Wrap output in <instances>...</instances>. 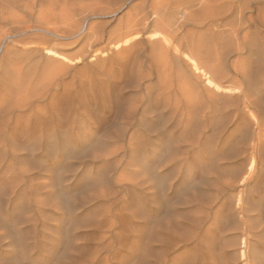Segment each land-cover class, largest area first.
I'll return each mask as SVG.
<instances>
[{
    "label": "rangeland",
    "instance_id": "rangeland-1",
    "mask_svg": "<svg viewBox=\"0 0 264 264\" xmlns=\"http://www.w3.org/2000/svg\"><path fill=\"white\" fill-rule=\"evenodd\" d=\"M245 1L0 0V264H264Z\"/></svg>",
    "mask_w": 264,
    "mask_h": 264
},
{
    "label": "bare ground",
    "instance_id": "bare-ground-1",
    "mask_svg": "<svg viewBox=\"0 0 264 264\" xmlns=\"http://www.w3.org/2000/svg\"><path fill=\"white\" fill-rule=\"evenodd\" d=\"M253 1V0H252ZM244 3H246V7H245V9H249L250 8V3H251V0H246ZM244 11V10H243ZM250 16V15H249ZM249 16H247V20L250 18ZM131 39V38H130ZM129 41V40H128ZM130 42V41H129ZM126 43V42H125ZM117 44H119V43H117ZM116 44V48H117V45ZM49 52H51V53H53L54 55H56L57 57H63L62 55H60V54H58V53H56V52H52V51H49ZM185 57L190 61V63H191V65H192V68L194 69V70H196V71H200L201 73H203L204 75L206 74L201 68H199V66H198V64H197V62L193 59V58H191L190 56H188V55H186L185 54ZM65 58V57H64ZM63 58V59H64ZM206 83H208V84H210V85H212V86H214V87H218V85L217 84H215L214 83V81H212L211 79H209V78H206ZM255 145H253L252 146V152H251V155H252V153L254 152V150H255V147H254ZM252 162H254V161H252ZM252 166V165H251ZM250 168V167H249ZM250 170V169H249ZM168 245H170V243H169V240H168Z\"/></svg>",
    "mask_w": 264,
    "mask_h": 264
}]
</instances>
